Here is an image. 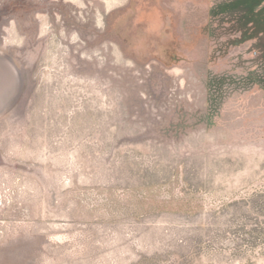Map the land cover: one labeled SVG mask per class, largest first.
<instances>
[{
	"label": "rangeland",
	"instance_id": "374dc122",
	"mask_svg": "<svg viewBox=\"0 0 264 264\" xmlns=\"http://www.w3.org/2000/svg\"><path fill=\"white\" fill-rule=\"evenodd\" d=\"M0 264H264V0H0Z\"/></svg>",
	"mask_w": 264,
	"mask_h": 264
}]
</instances>
